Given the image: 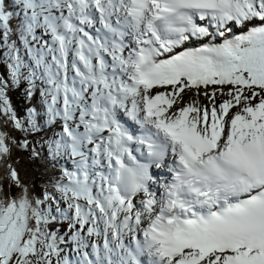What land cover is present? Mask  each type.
Returning a JSON list of instances; mask_svg holds the SVG:
<instances>
[{
    "label": "snow or ice",
    "instance_id": "obj_1",
    "mask_svg": "<svg viewBox=\"0 0 264 264\" xmlns=\"http://www.w3.org/2000/svg\"><path fill=\"white\" fill-rule=\"evenodd\" d=\"M0 39L41 105L0 77V264H72L57 221L76 264H264V0H0Z\"/></svg>",
    "mask_w": 264,
    "mask_h": 264
},
{
    "label": "trees",
    "instance_id": "obj_2",
    "mask_svg": "<svg viewBox=\"0 0 264 264\" xmlns=\"http://www.w3.org/2000/svg\"><path fill=\"white\" fill-rule=\"evenodd\" d=\"M14 39L16 37H13ZM18 46L21 48V44L17 41ZM22 51V50H21ZM8 58H7V49L3 46V41L0 39V77H4L9 79L10 88L8 91V95L11 98L12 104L17 111V114L24 118L29 107H37L40 108L41 105L39 103L40 97L39 92L37 91L34 98L29 101L26 98L25 90L28 87V84L25 81H22L18 86H12L9 73H8ZM2 127V125H0ZM8 130L11 131L12 135L18 139H24L25 133L16 131L11 128V125H8ZM44 135L43 132L29 134L28 139L30 141H38L40 136ZM14 159L18 160L19 163L16 165L20 176L24 183L29 186L31 194L33 197L43 199V195L45 190L51 191V188L48 187L49 177L44 174L43 169L36 168L28 159L27 152L23 150H16L14 153ZM7 191V188H6ZM19 189L13 187L11 189V193H18ZM62 227L61 222H54L50 229L52 231L57 232Z\"/></svg>",
    "mask_w": 264,
    "mask_h": 264
},
{
    "label": "rangeland",
    "instance_id": "obj_3",
    "mask_svg": "<svg viewBox=\"0 0 264 264\" xmlns=\"http://www.w3.org/2000/svg\"><path fill=\"white\" fill-rule=\"evenodd\" d=\"M20 49L22 50L20 52L21 57L23 58V60L25 61L26 64L30 65L31 64V59L29 58L26 50L24 49V46L22 48H20ZM23 71L26 73L27 69H24ZM8 73H9V71H8ZM23 81L27 82L26 80H23ZM201 99H203V97H201ZM221 99H223V98H221ZM58 237L61 238V240H62L61 245H59L60 249L62 250L61 253H63L62 256H66L67 247L70 246L71 244L73 246H75L74 242L70 239L71 232L68 229V222L67 221H63V227L61 229H59ZM75 249L76 248H72V251L70 252V256H74ZM83 251H85V249Z\"/></svg>",
    "mask_w": 264,
    "mask_h": 264
},
{
    "label": "bare ground",
    "instance_id": "obj_4",
    "mask_svg": "<svg viewBox=\"0 0 264 264\" xmlns=\"http://www.w3.org/2000/svg\"><path fill=\"white\" fill-rule=\"evenodd\" d=\"M187 98H188V97H185V99H187ZM165 175H168V171L164 169L163 174H161V176L164 177Z\"/></svg>",
    "mask_w": 264,
    "mask_h": 264
}]
</instances>
